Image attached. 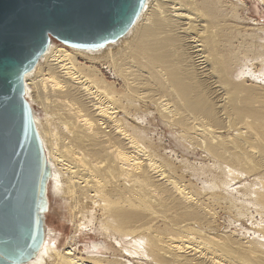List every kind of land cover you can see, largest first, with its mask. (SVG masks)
Listing matches in <instances>:
<instances>
[{"label":"bare ground","instance_id":"obj_1","mask_svg":"<svg viewBox=\"0 0 264 264\" xmlns=\"http://www.w3.org/2000/svg\"><path fill=\"white\" fill-rule=\"evenodd\" d=\"M225 3L147 0L116 43L98 51L50 44L25 76L26 99L46 106L61 127L58 134L33 117L48 180L65 195L74 231L90 227L102 240L83 254L75 234L61 244L58 228L46 226L26 264H129L124 257L142 264H264V225L257 242L219 234L215 209L231 195L223 200V192L210 189L214 183L194 189L185 180L187 162L166 158L143 126L156 120L192 155L201 151L219 184L252 175L260 184L253 200L264 209V90L234 80L239 59L233 37H224L237 26ZM104 65L113 82L97 67Z\"/></svg>","mask_w":264,"mask_h":264},{"label":"water","instance_id":"obj_2","mask_svg":"<svg viewBox=\"0 0 264 264\" xmlns=\"http://www.w3.org/2000/svg\"><path fill=\"white\" fill-rule=\"evenodd\" d=\"M147 0H0V264L44 242L50 168L24 79L52 41L98 51L123 38Z\"/></svg>","mask_w":264,"mask_h":264},{"label":"rangeland","instance_id":"obj_3","mask_svg":"<svg viewBox=\"0 0 264 264\" xmlns=\"http://www.w3.org/2000/svg\"><path fill=\"white\" fill-rule=\"evenodd\" d=\"M222 1H224V3L225 2L227 3V4L225 3L227 6V7H225L227 9V12L230 11L231 8H233V11H232L233 13H231L230 16L234 17V19L231 20V22L230 21L229 22H230L231 26L232 25L237 26V28L235 27L234 30H232V28H234L232 26L231 30L229 29L227 31L226 36L224 37V39H228V40H231V38L233 37V41L231 43V45H232L231 49L233 51L235 50L234 53L236 54V58H238L240 60V62H239V60H237L238 66L236 64L233 65V72H234L235 76L237 74V76L235 77L234 80L236 82H238L241 79H243V80H246L245 82L243 80H241V81H243L242 84H245L244 86H246L248 88L249 87L254 88V87L258 86L257 91H260V89L264 90L263 89L264 88V63H263L264 62L263 61V59H264V53H263L264 52V4H262L260 0H222ZM238 29H240V31ZM235 30L239 31L240 35H237L238 32H236ZM229 34H232V35H229ZM249 41H251V42L249 43ZM246 42H248L247 45L245 44ZM242 43L244 45H242ZM51 44L59 45V43H57L56 41H52ZM243 47H245V48H243ZM235 48H237V49H235ZM246 48L248 49V51L252 48L251 49L252 51L250 50L248 52V51H246L247 50ZM240 49H241V51H240ZM253 49L256 51H254ZM244 50L246 53L244 52ZM236 51H237V53H239V52H241V53L237 55ZM251 52H252V55H251ZM243 54H245L246 56H243ZM235 66H236V68H235ZM97 67H99L101 72L106 75L107 81H109V82L114 81L111 79V74L108 73V71H107L108 69L107 70L105 69V67H106L105 65L103 67H101V66H97ZM242 76L245 79L242 78ZM117 84H119V83L117 82L116 85ZM260 86L263 88H260ZM27 101H28V99H27ZM28 103L31 106L32 114H35V116L33 115L35 120L41 124H44V125L46 123H48V125H50V127L53 128L55 131H57L59 134V132L61 131V127L55 119L51 118L50 111L48 110V108L46 106L40 104V103L38 104V103L33 102V101H28ZM49 118H50V120H49ZM143 123L145 124V122H143ZM158 123H160V122H158ZM158 123L155 120V121H152V124L150 123V126L148 124L147 125L143 124V126L146 128L148 136L151 138L150 140H152V142H154L155 144H157L159 146V148L162 150L161 152L164 154V156L166 158H168L170 161H172L175 165H178L179 164L178 162L182 161V159H184L188 163V164L187 163L184 164V165H188V167L183 166L184 167L183 169L185 170L184 174H186V176L185 175L184 176L186 178L185 179L186 181L190 180V182L192 184L194 183V185H193L194 189L201 191L202 186H204V187L207 186V188L206 187L205 188L207 190H209L208 188H210L214 183L215 187L210 188V189L212 191L217 192V193L223 192L221 194L223 197V200L225 197L231 195L230 197H232V198L227 197L228 199L225 198V200L222 201V203L224 202V204L232 201L233 203H230L231 205L229 203L227 205L220 203L221 206L217 210L215 209L216 214L214 216V221H215L214 224H215V226H218V227H216L217 232L219 234H222V233L224 234V232L226 234H230V233L232 235L235 234L234 236L237 237V239H241L243 241L251 240V238L253 236H257L258 234L256 231L258 230V228H261V226L264 225V222L262 223V221H264V218L262 217V216H264L263 215L264 209L261 208L257 203L255 205V202L253 200L254 199L253 193L255 192V190L256 191L258 190V187L260 185L257 183L258 181L255 178H252L253 177L252 175H244V176L242 175L243 176L241 178L242 180L238 179V181L237 180L235 181L230 176L228 178L227 185L219 184L218 182H216V178H218V176L217 177L214 176L215 172L214 173H212V171H210L211 173L208 172L211 168L208 165L209 164L208 161L201 159V157L199 155L201 153V151H199L196 156L194 154L192 155V153L189 152L190 150L187 151L186 149L182 148L179 145L177 139H174V137H172V135L169 132H167L166 126H163L162 124H158ZM164 127H165V130H163ZM194 157H196V158H194ZM198 157H199V159H198ZM188 160H189V162H188ZM179 167H180V169H182V165ZM191 167H193L194 169H192ZM196 169H197V171H196ZM203 171H204V175H203ZM200 175H202L203 178ZM195 176H196V178H195ZM204 177L207 180H205ZM213 177L215 180H213ZM230 179H232V180H230ZM250 179H251V181H250ZM241 181L244 183V185ZM244 181L246 182V184ZM255 181H257V182H255ZM202 183H204L205 185ZM249 183H251V184H249ZM234 184H237V185H234ZM245 186H246V188H245ZM247 186H249V187H247ZM253 188H254V190H253ZM222 189H223V191H222ZM225 189L228 191H226ZM56 190L57 189L53 187L52 182L50 180H48V183H47V200H48V206L49 207L47 208V213L45 216L46 226L49 228L56 229V230L58 228L57 231H59L60 234L63 235V236L62 235L60 236L61 244H63L66 237L70 236L71 234H75V239H77V237H78V239L75 240V242H76L77 248L79 249V253L81 251L84 254L85 246L86 247H93L96 243H99V242L101 243L102 240L98 235L95 234L94 230L90 229V227L89 228L84 227L85 228L84 229L82 226H80L82 229L78 228V229H81L80 231L77 229L78 233H77V231L76 232L74 231V228L71 226V224L69 222V216L67 213V208L65 207L66 204L64 202L66 200L63 201V199H65L66 197H65V195L63 196V194L58 195L57 194L58 192H56ZM216 190H218V191H216ZM238 191H240V192L243 191V192L240 193ZM248 191L250 192L249 194L247 193ZM225 193L227 196H225ZM242 195H246V196H242ZM61 196H62V198H61ZM251 196H252V198H250ZM226 199L229 201H226ZM248 199H250V200H248ZM251 199H252V201H251ZM249 204H251L252 206L251 205L249 206ZM58 205L61 208H58L57 207ZM238 205H240L241 207ZM253 205L255 208H253ZM226 207H228L227 211H226ZM59 213H61V214H59ZM66 217H68V218H66ZM62 218H64L65 220ZM252 223H253V225H252ZM253 227L254 228L256 227V228L252 229ZM251 231H254V232H251ZM79 232H81V233H79ZM255 232H256V235H255ZM78 235H80V236H78ZM61 238H63V240ZM259 238L260 237L258 236L257 239H259ZM252 240L257 242L255 240V237H253ZM122 260L129 263V264H136V263L142 264L140 262L143 261V259H140V261H139V259H136V260L133 258H127L126 259V257L122 258ZM144 262H143L144 264H147L146 262H148V261L145 260ZM149 264H150V262H149Z\"/></svg>","mask_w":264,"mask_h":264}]
</instances>
